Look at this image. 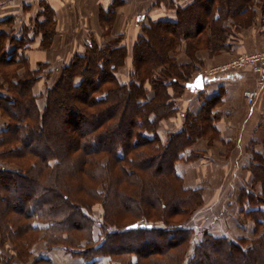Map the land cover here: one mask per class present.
Instances as JSON below:
<instances>
[{"label": "trees", "instance_id": "obj_1", "mask_svg": "<svg viewBox=\"0 0 264 264\" xmlns=\"http://www.w3.org/2000/svg\"><path fill=\"white\" fill-rule=\"evenodd\" d=\"M254 1L193 0L177 10L176 21L145 26L125 81L121 38L88 43L40 93L34 68L16 69L25 67L23 55L0 56V263L24 261L44 232L47 249L108 264H264V159L251 166L263 191L241 192V212L253 220L255 238L207 232L197 238L186 224L202 193L185 186L176 165L197 139L215 135L214 118L188 115L183 130L167 139L157 131L198 71L196 53L233 50L232 29L249 22ZM258 1L264 23V0ZM37 21L33 33L42 27L48 47L52 18ZM8 42L22 49L27 43L17 36ZM183 43L187 64L177 61ZM244 71L257 86L250 67L228 74ZM134 224L146 228L128 231Z\"/></svg>", "mask_w": 264, "mask_h": 264}, {"label": "crops", "instance_id": "obj_2", "mask_svg": "<svg viewBox=\"0 0 264 264\" xmlns=\"http://www.w3.org/2000/svg\"><path fill=\"white\" fill-rule=\"evenodd\" d=\"M192 2L193 0H0V56L10 45L8 39L13 32L28 29L36 19L39 26L44 25L46 16L49 15L53 21L52 40L48 47L42 46V27L39 34L29 36L28 47L22 49L21 53L27 64L31 67L42 63L62 64L71 60L76 53H83L85 46L92 41L102 44L121 38V44L128 53L125 66L119 72L120 78L125 81L132 68L134 45L143 28L153 22L176 21L177 10ZM234 43L233 50L224 49L213 57L206 50L196 53L198 71L192 75L190 83L184 85L185 94L177 105V114L162 121L160 133L163 139H167L169 130L172 129L170 132L173 133L182 131L187 116L191 114L213 117L215 135L207 134L197 139L177 163V172L186 187L202 188L204 191L211 187L218 192H240L241 195L242 190H249L250 186L256 192L263 191L262 184H254V175L250 169L252 163L264 159V89L255 105L250 107L246 103L244 91L256 88L255 76L251 72L228 74L210 73V70L229 63L239 54L264 49V40L263 48L256 49L260 41L252 29L238 34ZM185 47L186 43H183L178 48L179 64L190 61ZM199 75L203 76L204 82L201 90L193 83ZM38 85L34 86L35 93L42 90ZM3 125L4 120L0 117V128ZM232 205L234 206V201ZM251 225L252 223L244 227V230L249 231ZM64 254L62 249L39 252L37 261L64 264L59 257ZM10 257L11 253H8V258ZM67 259L69 263L72 260L69 255ZM12 261L18 264L16 258H12ZM99 262L103 264V261Z\"/></svg>", "mask_w": 264, "mask_h": 264}, {"label": "rangeland", "instance_id": "obj_3", "mask_svg": "<svg viewBox=\"0 0 264 264\" xmlns=\"http://www.w3.org/2000/svg\"><path fill=\"white\" fill-rule=\"evenodd\" d=\"M253 4L256 6L255 8H257L256 12L252 13V17L250 18L248 23H246L242 26H239V25L234 26V29H232V31H234V34L232 33L233 35H231V38H229V40H230V42H232V41L236 42V31L241 35L243 32L245 33L246 31L253 29L255 31L256 36L258 37V39L260 41V43L256 47V49H257V48H263L262 42L264 40V26H263L264 23H262L263 22L262 21V13L260 11L262 8L261 7L262 6L261 1L256 0L253 2ZM249 16H251V11H250V14H248V17ZM33 25H34V23L32 22L29 25L28 29L26 28L24 30H21V32L20 31L19 32H13V34H12V37L17 36V38H21V40L27 41V43H26L25 47H23V49H25L26 46L28 47L29 36H32L34 34L33 32L36 31V28H34ZM241 27H243V28H241ZM21 46L22 45H20V44H18V45L17 44H15V45L10 44L5 48L4 52H1V54H2L1 56H7L8 55V57H9L10 53H12L14 51H16L17 54H21L22 53V47ZM18 50H21V51L18 52ZM234 51H236V50H234ZM261 51H264V49H261V50L258 49V50H254V51L246 52V53H256V52H261ZM76 54L78 55L81 53H76ZM242 54H244V53H242ZM23 58H25V57L23 56ZM21 61H22L21 64L24 63L25 67L22 66V67H20V68L18 67L16 69H19L18 70L19 73H22L25 70V68H28L31 71H33L32 68H34L33 73H35V75L41 77L38 80V83H36V84H39L41 86V89H42L41 91L44 92V90L46 89V84H45L46 80L51 82L53 79H55L56 74H57V70H59L66 63L68 64L71 60H68L67 62H64L62 64H57V65H51L48 63L43 64L42 63L43 66H40V64H38L34 67H31L29 64H27L26 59L21 58ZM64 61H66V60H64ZM221 65H223V64H221ZM51 71H54L53 76H50V77L47 76V74L51 73ZM172 93H173V91H172ZM183 94H185L184 90L181 91V93L179 95H177V98H175V101H176L175 109H176V111H178L177 105L179 104L180 100L182 99ZM176 114H177V112H175V114L173 116H175ZM167 119H165V120H167ZM162 121H164V120H162ZM162 121L160 122V126L157 130L159 133L161 132ZM171 130L168 131L169 136L172 134H176V133L170 132ZM160 135H161V133H160ZM205 136H207V135H204V137ZM210 136H211V134H210ZM250 170L252 172V169H250ZM254 180H255V176H254ZM255 182H256V180H255ZM251 187L252 186L249 187L250 188L249 190H251L253 188V187L252 188ZM190 188H192V187H190ZM193 189H195V188H193ZM196 189L201 190L202 203H201V206L198 207L194 211V213L192 214V217L187 222L186 226L189 224V226L192 227L194 229V231L196 230L197 238H199V237L202 238L204 232H207V233H209V235L211 234L214 236H223L224 235V236L229 237L232 240H234V239L238 240L240 238H247L248 236L251 237L252 239L255 238V236H253V234H251L253 228L255 227L253 220H251V218L248 219L247 217L244 218L243 214L240 213L242 208H243L242 207L243 204L241 202L240 192H237V193H231L228 191L218 192V191H215V189H213L211 187H209L206 191H204V189H202V188H196ZM242 191H246V190H242ZM232 201H234V206L232 205ZM254 203H255V200H254ZM94 212L97 213V211H95V210H94ZM181 219L182 218H176L173 222H178ZM184 223H186V222H184ZM249 223L250 224L252 223L253 226L251 225V227L249 228V231L244 230V227L250 225ZM43 236H44V232H40L39 237L37 238L38 242H36L35 244L32 245V247H31V249H30V251H29V253H28V255L24 261H20V260L18 261L17 260L18 264H53L50 261H48V262L37 261V258L40 257L39 252H49V251H52L54 249H59V248L47 249V247L45 245H43V242H42ZM62 250L64 251V249H62ZM12 254L16 255V252H12ZM67 255H69V257L72 258L70 263L68 262ZM59 257L63 260L64 264H99L100 263L99 261H101L100 259H96V258L93 259V261L88 260V259L84 260L80 256L73 255V253L71 251H66V250H65L64 256H62V257L59 256ZM11 262H13V261L11 260ZM101 264H102V262H101ZM103 264H108V263L103 262Z\"/></svg>", "mask_w": 264, "mask_h": 264}, {"label": "built area", "instance_id": "obj_4", "mask_svg": "<svg viewBox=\"0 0 264 264\" xmlns=\"http://www.w3.org/2000/svg\"><path fill=\"white\" fill-rule=\"evenodd\" d=\"M247 67H250L253 73L257 76L256 88L244 91L246 103L251 107L255 105L261 90L264 89V51L240 54L229 63L211 69L210 73L242 70Z\"/></svg>", "mask_w": 264, "mask_h": 264}, {"label": "water", "instance_id": "obj_5", "mask_svg": "<svg viewBox=\"0 0 264 264\" xmlns=\"http://www.w3.org/2000/svg\"><path fill=\"white\" fill-rule=\"evenodd\" d=\"M193 83H194V86L196 88H198L199 90L203 89V87H204L203 76L199 75L196 78L195 82H193ZM139 228L144 229V228H146V226H144V225L139 226V224H134V225L127 227V230L131 231V230H137ZM148 228H150V226H148Z\"/></svg>", "mask_w": 264, "mask_h": 264}]
</instances>
